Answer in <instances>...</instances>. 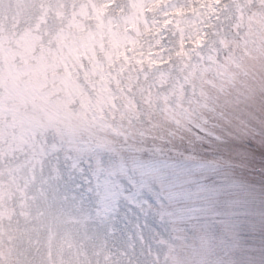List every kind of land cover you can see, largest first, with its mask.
<instances>
[{"label": "clouds", "instance_id": "clouds-1", "mask_svg": "<svg viewBox=\"0 0 264 264\" xmlns=\"http://www.w3.org/2000/svg\"><path fill=\"white\" fill-rule=\"evenodd\" d=\"M0 264H264V0L0 4Z\"/></svg>", "mask_w": 264, "mask_h": 264}, {"label": "rangeland", "instance_id": "rangeland-1", "mask_svg": "<svg viewBox=\"0 0 264 264\" xmlns=\"http://www.w3.org/2000/svg\"><path fill=\"white\" fill-rule=\"evenodd\" d=\"M5 2H6V0H0V4H3Z\"/></svg>", "mask_w": 264, "mask_h": 264}]
</instances>
